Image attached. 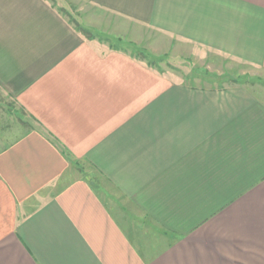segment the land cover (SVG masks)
<instances>
[{"label": "crops", "instance_id": "crops-1", "mask_svg": "<svg viewBox=\"0 0 264 264\" xmlns=\"http://www.w3.org/2000/svg\"><path fill=\"white\" fill-rule=\"evenodd\" d=\"M78 1L85 28L102 12L264 76V0ZM262 83L158 70L47 0H0V88L31 119L0 144V264H264Z\"/></svg>", "mask_w": 264, "mask_h": 264}, {"label": "rangeland", "instance_id": "rangeland-1", "mask_svg": "<svg viewBox=\"0 0 264 264\" xmlns=\"http://www.w3.org/2000/svg\"><path fill=\"white\" fill-rule=\"evenodd\" d=\"M47 1L68 18L86 37L97 38L100 43L122 48L158 70L179 69L192 77L208 75L211 79L228 84H235L238 81H253L254 83L255 81H264V76L251 77L248 73H243L241 68L234 66L236 61L216 55L209 60V57H206L202 51L195 47L188 46L181 51L170 49L173 51L166 53L162 47L157 48L159 43L164 45L167 43V41L159 39L160 36L135 25L120 24L118 25L120 28L116 29L117 25L112 23L116 18L102 14V12L97 19H101L97 28H85L80 22L81 16L95 15V11L89 10L86 4L78 0ZM176 52L179 53L175 54ZM209 62L218 65L215 67V71L210 69ZM223 69L224 71H222ZM258 93L262 94L263 92ZM30 120V117L16 103L15 99L0 88V144L21 134L31 124Z\"/></svg>", "mask_w": 264, "mask_h": 264}]
</instances>
